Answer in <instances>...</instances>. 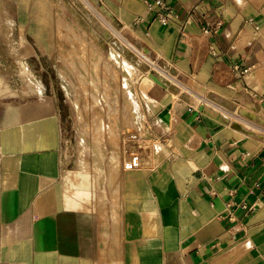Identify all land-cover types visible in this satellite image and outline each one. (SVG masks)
Segmentation results:
<instances>
[{"label":"crops","instance_id":"1","mask_svg":"<svg viewBox=\"0 0 264 264\" xmlns=\"http://www.w3.org/2000/svg\"><path fill=\"white\" fill-rule=\"evenodd\" d=\"M97 2L193 93L141 77L161 145L111 183L67 169L55 93L0 101V264H264V0Z\"/></svg>","mask_w":264,"mask_h":264},{"label":"rangeland","instance_id":"2","mask_svg":"<svg viewBox=\"0 0 264 264\" xmlns=\"http://www.w3.org/2000/svg\"><path fill=\"white\" fill-rule=\"evenodd\" d=\"M147 57L97 0H0V101L55 93L64 164L103 183L150 158L148 143L161 145L139 90Z\"/></svg>","mask_w":264,"mask_h":264},{"label":"built area","instance_id":"3","mask_svg":"<svg viewBox=\"0 0 264 264\" xmlns=\"http://www.w3.org/2000/svg\"><path fill=\"white\" fill-rule=\"evenodd\" d=\"M156 5L158 6L159 9V20L162 24L166 25L169 21L168 18V13L169 9L166 7V5L164 4L163 1H157ZM210 30H205V33H210ZM148 54V53H147ZM151 59L144 58L149 64H150V69L148 70V72L146 74H144L142 77H148L149 75H155L156 77L159 78V80H161L164 84H166L168 86V89L170 88H175L179 91L182 92H188L189 94L193 93V90L188 86V84L184 83L181 81V79L172 72L171 67L169 64H165L163 63L161 60L152 57ZM234 72L236 74L239 73V68L235 67L234 68ZM249 70H244L241 75H244L246 73H248ZM201 102H203V104L208 103V100H202ZM238 121L240 122V124H242V119H238ZM244 124V123H243ZM250 127H254L252 125H250Z\"/></svg>","mask_w":264,"mask_h":264},{"label":"bare ground","instance_id":"4","mask_svg":"<svg viewBox=\"0 0 264 264\" xmlns=\"http://www.w3.org/2000/svg\"><path fill=\"white\" fill-rule=\"evenodd\" d=\"M117 56V55H116ZM119 60V56L117 58ZM120 63L124 64L122 60H120ZM126 65V64H125ZM124 65V67H126ZM132 71V70H131ZM134 76V75H133ZM125 78H123L122 80V84H123V88H124V91H126L125 93L127 94V91L130 92V89H129V85H128V81L124 80ZM128 96H130V93H128ZM131 97V96H130ZM93 118V117H92ZM135 126V125H134Z\"/></svg>","mask_w":264,"mask_h":264}]
</instances>
